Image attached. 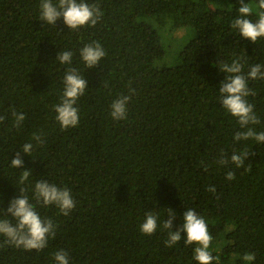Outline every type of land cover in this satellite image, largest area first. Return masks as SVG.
<instances>
[{
  "label": "trees",
  "instance_id": "trees-1",
  "mask_svg": "<svg viewBox=\"0 0 264 264\" xmlns=\"http://www.w3.org/2000/svg\"><path fill=\"white\" fill-rule=\"evenodd\" d=\"M211 1L86 0L103 15L95 27L73 31L62 17L55 25L41 21V0H0V219L15 223L6 209L23 188L41 218L56 226L39 252L4 244L0 235V264H55L59 250L70 264H197L183 234L173 247L165 245L169 208L173 231L182 227L186 209L204 217L213 264H264V143L236 141L242 129L218 99L226 76L220 63L239 58L244 73L264 65V38L252 43L231 28L239 0H225L226 9L210 8ZM165 27L192 28L194 37L174 65L156 67L165 55L159 38ZM95 42L106 55L88 69L79 50ZM64 51L73 53L71 64L56 60ZM70 67L88 88L75 105L78 126L62 129L53 106ZM249 87L255 95L247 99L260 119L253 127L262 132L264 80H250ZM121 95L131 99L127 118L116 121L110 105ZM13 110L25 116L19 128ZM25 143L33 149L21 152L24 167L12 168ZM244 152L249 156L241 167L218 163L221 153L230 160ZM25 169L31 176L20 184ZM228 171L234 180L226 179ZM41 179L70 191L75 208L68 216L33 199ZM150 211L158 227L145 235L140 225ZM249 252L255 260L245 262Z\"/></svg>",
  "mask_w": 264,
  "mask_h": 264
},
{
  "label": "clouds",
  "instance_id": "clouds-1",
  "mask_svg": "<svg viewBox=\"0 0 264 264\" xmlns=\"http://www.w3.org/2000/svg\"><path fill=\"white\" fill-rule=\"evenodd\" d=\"M40 20L55 25L59 18H63L64 24L70 30H78L84 26H92L100 21L103 13L96 4H89L86 0H41L39 5ZM238 15L231 22V28L238 34L252 43L258 39L264 38V0H255L254 3L239 0V7L236 9ZM255 12L257 19L253 21L249 17ZM79 54L88 69L99 65L106 52L99 42L86 44L79 50ZM73 53L71 51L59 52L56 60L61 64H71ZM219 70L226 74L225 79L219 86L218 99L222 107L228 114L236 118L242 131L234 135L236 141L253 139L257 144L264 143V131L257 132L253 126L260 123L256 114L255 106L248 101L249 96H254L255 91L249 87L250 80H264V65L255 64L250 66L247 73L243 72V64L240 59H233L229 64L221 62ZM63 93L60 102L53 106L56 113V120L62 129L76 127L79 123V109L75 106L78 99L84 95L87 87L85 77L81 76L76 68H68L63 78ZM107 86V85H106ZM134 93V89L129 90ZM131 95H121L110 105L111 117L116 120L127 118V105ZM12 116L17 128L24 121L25 116L20 112L13 110ZM4 117H0L3 122ZM33 139L42 143L40 137L33 134ZM33 149L31 143L23 145V151H18L11 159L12 168H23L24 161L21 152L29 154ZM249 156V152L241 154L233 153L230 160L221 153V159L218 161L221 165L235 164L241 167ZM203 163V162H202ZM207 168V165H205ZM31 176V171L25 169L21 172L19 183L24 184ZM226 179L231 181L235 179V174L228 171ZM208 191L215 193L214 186H210ZM25 189H20V196L9 202L6 209L7 214L15 223L8 219H0V235L4 239V244L12 245L16 248H23L27 251L35 250L37 252L45 249L49 237H55V224L51 219H42L35 206L30 202L29 197L24 194ZM33 199L37 204L43 206H55L60 213L68 216L75 208V201L67 188H58L55 184L41 179L35 182L33 188ZM169 210L167 219L163 222V228L169 229L168 239L165 245L169 248L176 245L184 238L186 246L194 245V260L197 264H213L215 257L209 251L213 237L211 236L208 224L203 216L199 215L194 209H186L183 213V225L178 230L173 231V221L175 213ZM158 217L152 212H148L140 225V232L145 235H152L156 232ZM245 262L255 260L254 253H245L242 257ZM55 264H70L69 255L63 250L54 254Z\"/></svg>",
  "mask_w": 264,
  "mask_h": 264
},
{
  "label": "rangeland",
  "instance_id": "rangeland-1",
  "mask_svg": "<svg viewBox=\"0 0 264 264\" xmlns=\"http://www.w3.org/2000/svg\"><path fill=\"white\" fill-rule=\"evenodd\" d=\"M225 0H213L209 2L210 8H219L226 9L227 5L224 3ZM256 15H253V20L255 21ZM168 32V33H167ZM192 37H194V32L192 28H178V29H170L169 27H165L159 31V38L162 48L165 52V55L162 59L155 62L156 67L162 66H172L176 60V54L180 51L183 44L189 41ZM222 259L227 257V251H220Z\"/></svg>",
  "mask_w": 264,
  "mask_h": 264
}]
</instances>
